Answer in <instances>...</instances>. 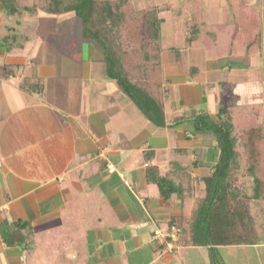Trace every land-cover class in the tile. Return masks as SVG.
<instances>
[{"label":"crops","instance_id":"1","mask_svg":"<svg viewBox=\"0 0 264 264\" xmlns=\"http://www.w3.org/2000/svg\"><path fill=\"white\" fill-rule=\"evenodd\" d=\"M131 1L138 11L150 7L140 10ZM260 1L261 53L226 55L252 62L230 68L222 83H209L194 112L167 111L171 97L189 106L195 79L204 84L196 65L182 64L181 51L200 47L207 57L224 56L207 54L199 44L187 48L184 41L162 46L164 125L146 118L107 76L94 44L83 42L78 59L61 50L72 32L56 25L74 23L72 12L8 14L0 1V264H179L181 248L194 245L170 251L163 235L190 214L218 158L215 138L199 118L215 114L222 101L236 100L244 110L264 103ZM157 5L170 6H151ZM229 7L222 5L213 23H221L224 10L227 18ZM166 50L179 66L166 65ZM155 172L176 192L164 197L150 180Z\"/></svg>","mask_w":264,"mask_h":264},{"label":"trees","instance_id":"2","mask_svg":"<svg viewBox=\"0 0 264 264\" xmlns=\"http://www.w3.org/2000/svg\"><path fill=\"white\" fill-rule=\"evenodd\" d=\"M0 1L8 14L73 12L81 30L77 36L65 37L61 50L78 59L80 45L92 42L103 55L107 76L157 125H164L168 97L161 62L163 11L172 12L173 37L182 38L187 48L199 44L215 57L262 51L261 20L252 0H227L231 16L225 18L224 10L221 23L212 24L205 21L201 0H182L181 6H150L145 11L136 10L131 0ZM172 50L178 55L176 45ZM198 124L212 132L218 158L190 214L174 221L179 227L177 243L204 246L210 264H222L221 250L237 257L264 239V103L244 110L231 100L219 105L213 116L199 118ZM237 177L251 180L246 194L241 192L242 181L236 184ZM150 180L164 197L176 192L158 173Z\"/></svg>","mask_w":264,"mask_h":264},{"label":"rangeland","instance_id":"3","mask_svg":"<svg viewBox=\"0 0 264 264\" xmlns=\"http://www.w3.org/2000/svg\"><path fill=\"white\" fill-rule=\"evenodd\" d=\"M203 1H204V8L206 11V19L205 20L208 23H213V22L219 21L221 6L228 3V1L227 0H203ZM260 2H261L260 0H255L254 4H253L254 7L256 8L258 6H261L262 4ZM152 4H167V5L169 4L170 6H181L182 0H135V7L140 9V10L141 9L143 10L147 6H151ZM171 13H172L171 11H165L162 14V16L164 18H163V22L160 25V34H161L160 44L164 48H168L173 43H177L180 46L183 45L182 38L175 40L173 37L172 22H171L172 14ZM10 18L11 17H9V19ZM74 20H75L74 23L68 22V23L64 24V26L57 24L56 29L62 28L63 31L72 32V36L75 34L79 35V31L81 30L79 18L74 16ZM30 24L32 26L34 25V23H30ZM68 29H69V31H68ZM8 34H10V33H8ZM65 36L69 37L68 34ZM12 37H13L12 34H10V36L6 39V41H8V43H13L14 40ZM57 37H58V35H57ZM22 39H23L22 35L18 34L16 40L21 41ZM91 44H93V43L91 42ZM95 48H96V46H95ZM166 57L168 58V63L166 64L167 66L169 64H171V65L178 64V66H179V62L175 59L174 54L172 52H170L169 50H166ZM180 60H181L182 64H184V65H187V64L196 65L200 71L199 73L201 74L200 78L203 77L204 84L200 85L199 80H197V79L194 80V82H196V84H195L196 98L190 99L188 101L189 106L185 105L184 100L174 99L172 97L167 100L168 101V102H166L167 103L166 106L168 108L167 111L170 113H175V115L177 114L176 111L180 107L181 108H189L192 110V112H194L195 108H198L200 106V104H199L200 100L203 101L202 97L200 96V93L202 91H204L205 93L209 92V90L207 89L208 88L207 86H209V83H212V82L213 83H222L223 81H226V78L228 76V70L230 68L231 69H234V68L237 69L238 67L239 68H244V67L247 68L249 65H251V62H252L250 57H245V56L244 57L224 56V57H220V58L207 57L204 55V53L200 49V47H196L191 53H188L185 49H183L181 51V59ZM260 84H261L263 94H264V74L262 76V81ZM221 105H225V103H223V101H222ZM135 106L137 107V105H135ZM208 113L209 112H207L206 114H203L204 115L203 117H206V116L211 117L214 115V114L208 115ZM192 122L194 123V121H192ZM238 179L239 178L237 177L236 184L238 185V182L241 183V181H242L241 192L242 193L244 192V194H246L247 191H250L251 180L248 178H245V179L241 178L240 180H238ZM204 187H205V185H204ZM174 226L179 229V227L177 225H174ZM170 227H169V229H170ZM167 232L168 231H166L163 236L167 237L166 236ZM160 235H161V233H160ZM177 236H178V234H177ZM177 236H176L175 242L172 245V248L169 249L170 251H173L178 246H182V247L188 246V245H179L177 243ZM59 238H61V237H59ZM167 239H168V237H167ZM54 244H60V242H56ZM181 249H184L185 252L183 250L182 252L184 253V255L178 256L179 257V264H210L209 255H208V251H207L206 247H204V246H193L190 248H181ZM221 251H222L223 257L220 259V262H222V264H264V239L261 241L260 244L251 248L247 254L240 253V255L237 257H236V255H233V254L227 255L224 250H221ZM51 253L52 254H58L59 251L56 253L54 250ZM238 254H239V251H238L237 255ZM70 263L71 262L68 261V264H70Z\"/></svg>","mask_w":264,"mask_h":264},{"label":"built area","instance_id":"4","mask_svg":"<svg viewBox=\"0 0 264 264\" xmlns=\"http://www.w3.org/2000/svg\"><path fill=\"white\" fill-rule=\"evenodd\" d=\"M178 231H179V229L177 227H175L174 225H172L170 227V229L168 230L166 236L169 239V244H170L169 249L172 248V245L176 240V236H177ZM155 234H156V237L160 236V233H158V232H156Z\"/></svg>","mask_w":264,"mask_h":264}]
</instances>
